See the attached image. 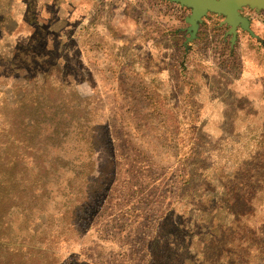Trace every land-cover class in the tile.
Wrapping results in <instances>:
<instances>
[{"label": "rangeland", "instance_id": "rangeland-1", "mask_svg": "<svg viewBox=\"0 0 264 264\" xmlns=\"http://www.w3.org/2000/svg\"><path fill=\"white\" fill-rule=\"evenodd\" d=\"M183 8L129 48L0 0V264H264V9Z\"/></svg>", "mask_w": 264, "mask_h": 264}, {"label": "crops", "instance_id": "crops-1", "mask_svg": "<svg viewBox=\"0 0 264 264\" xmlns=\"http://www.w3.org/2000/svg\"><path fill=\"white\" fill-rule=\"evenodd\" d=\"M42 7L55 35L81 33L85 27L92 39L101 34L112 45L129 48L140 47L146 35L158 44L179 36L175 30L185 28L188 13L168 0H42ZM157 47L149 46L150 52L157 54Z\"/></svg>", "mask_w": 264, "mask_h": 264}, {"label": "water", "instance_id": "water-1", "mask_svg": "<svg viewBox=\"0 0 264 264\" xmlns=\"http://www.w3.org/2000/svg\"><path fill=\"white\" fill-rule=\"evenodd\" d=\"M177 2L182 6L191 7V14L186 18V21L190 24L188 30H192V35L196 30L198 21L207 13V11H215L225 16L224 22H226L230 28L229 33L232 34V40L236 35V28L239 26L243 30L253 34L250 28L249 19L240 14L242 6H249L256 10L264 9V0H168ZM189 39V38H188Z\"/></svg>", "mask_w": 264, "mask_h": 264}, {"label": "trees", "instance_id": "trees-1", "mask_svg": "<svg viewBox=\"0 0 264 264\" xmlns=\"http://www.w3.org/2000/svg\"><path fill=\"white\" fill-rule=\"evenodd\" d=\"M16 116H20L21 118H22V116H21V114L20 113H18V114H16ZM7 178L9 177L8 175L6 176ZM227 264H235V263H233V261H231V260H227ZM232 262V263H231Z\"/></svg>", "mask_w": 264, "mask_h": 264}]
</instances>
